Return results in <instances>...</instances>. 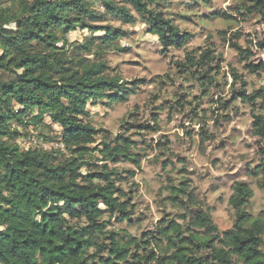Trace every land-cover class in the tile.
Segmentation results:
<instances>
[{
    "label": "trees",
    "instance_id": "obj_1",
    "mask_svg": "<svg viewBox=\"0 0 264 264\" xmlns=\"http://www.w3.org/2000/svg\"><path fill=\"white\" fill-rule=\"evenodd\" d=\"M249 1L264 11V0ZM148 4L158 6L156 0ZM101 5L106 15L127 25L134 24L129 10L134 11L166 50L187 43L162 12L149 11L143 0H101ZM98 20L88 0H11L0 7V72L9 76L0 81V264H118L130 255L114 235L106 237L103 216L122 221L130 212L117 187L119 173L108 165L138 164L137 155L131 154L134 143L123 135L101 136L97 143L87 105L101 100L124 103L134 92L127 83L106 76L103 63L83 56L92 52L94 39L72 49L67 39L75 31L103 32L95 40L110 46L120 34L96 26ZM258 46L264 52V42ZM204 60H210L209 51L196 60L187 54L182 67L191 69ZM249 71L264 74V62ZM240 96L252 108L257 101L264 107V89ZM46 116L61 129L57 140L62 150H22L17 140L29 130L47 128ZM252 119L253 136L264 141V113ZM170 190L171 200L187 196L186 187ZM232 190L231 229L220 236L210 217L199 213L194 226L204 233L184 238L180 227L170 222L158 234L171 255L148 256L144 264H209L195 257L194 249L209 251L211 264H233L232 259L264 264V211L251 220L244 209L252 191L242 183ZM69 220L84 223L75 227ZM101 238L110 240L108 248L98 243Z\"/></svg>",
    "mask_w": 264,
    "mask_h": 264
},
{
    "label": "rangeland",
    "instance_id": "obj_2",
    "mask_svg": "<svg viewBox=\"0 0 264 264\" xmlns=\"http://www.w3.org/2000/svg\"><path fill=\"white\" fill-rule=\"evenodd\" d=\"M10 2L0 0V7ZM249 4V12L256 10L251 1ZM173 7L178 11H166ZM240 7V4L216 7L213 0H180L175 5L168 0L158 2L154 8L178 28L180 36L188 38L181 48L166 50L157 39H137L141 35H153L147 26L138 29L137 15L132 10H129L135 18L132 25L95 10L100 17L96 26L112 27L120 34L108 47L95 40L103 32L97 35L99 32L84 30L67 36L71 49L94 39L92 52L83 56L93 63H103L106 76L120 79L134 92L124 103L109 104L101 100L87 105L88 122L97 131V143L103 140L101 136L123 135L134 143L131 154L137 155L139 161L108 165L119 173L117 187L130 211L122 221L118 216H103L107 222L106 237L114 235L121 245L129 248L127 260L118 264L137 261L144 264L148 256L155 259L170 256L159 230L174 222L184 238L199 236L204 231L194 226L193 219L199 213L210 217L221 236L235 222L229 199L237 183L252 191L244 209L250 219H257L264 211L261 188L264 141L252 134V117L263 114L264 107L257 101L252 108L240 96L264 89V74L249 71L250 67L264 62V55L258 54L264 53L258 46L264 40L255 41L256 50L245 46L254 35L264 36V33L242 32L237 27L230 39H224L238 23L231 12L239 13V23L245 22L246 13L239 12ZM261 24L264 16L255 20L252 28L258 29ZM241 37L242 42L237 43ZM125 40L129 43L121 44ZM207 51L209 61L204 60L191 69L182 67L187 54L196 60ZM8 80L9 76L0 72V81ZM44 123L47 128L29 130L28 136L17 140L22 150H62L57 140L60 127L47 116ZM181 185L187 188L188 197L178 195L177 200H171L170 189L185 188ZM69 222L75 227L84 223L83 220ZM98 243L108 248L110 240L101 238ZM260 249L264 253V245ZM193 251L195 257L212 263L209 251ZM102 257H107L105 252ZM232 261L237 264L235 259Z\"/></svg>",
    "mask_w": 264,
    "mask_h": 264
},
{
    "label": "clouds",
    "instance_id": "obj_3",
    "mask_svg": "<svg viewBox=\"0 0 264 264\" xmlns=\"http://www.w3.org/2000/svg\"><path fill=\"white\" fill-rule=\"evenodd\" d=\"M90 7L93 10L98 11L99 13H105V9L103 8V6L101 5V0H88ZM143 2L148 5V10L151 11L154 8V5L152 4H148V0H143ZM156 2H161V0H156ZM168 2H171L173 5L177 4L180 2V0H168ZM214 6L216 7H224L227 8L229 4H240L241 7L239 8V12H243L246 13V20L244 23H239L240 21V15L238 12L233 11L230 13V15L236 17L237 20V25L231 27L230 31L228 32L227 37H224V39L228 40L232 37V34L236 31V28L239 27L240 30L243 31H258L260 33H264V24H261L259 26L258 29H253L252 25L255 23V20L260 19L261 16H264V11L257 9L254 11L249 12L248 9L250 7L249 4V0H213ZM205 10V9H202ZM167 12H175L178 11V9H176L175 7L173 8H169L166 10ZM133 15H137L134 11L132 13ZM137 21H138V29H143L144 27H146V25L142 22H140V16L137 15ZM112 22V21H109ZM206 27H214V25H205ZM8 27H14V25H8ZM87 34V33H85ZM97 35H102V33H97ZM137 39H152V40H156L158 39L157 37H143L142 35L137 37ZM252 40V42L250 44L245 45L246 47H250L253 50H256L255 47V41L257 39H262L264 40V36H253L252 38H250ZM243 37H241L240 40L236 41L237 43L242 42ZM129 41L125 40V41H121V44H128ZM260 55H264V53H258ZM242 67V66H241ZM226 71V69H225ZM101 207H103V205H101ZM3 229L0 228V231H2Z\"/></svg>",
    "mask_w": 264,
    "mask_h": 264
}]
</instances>
